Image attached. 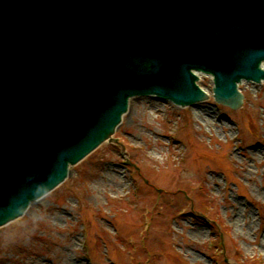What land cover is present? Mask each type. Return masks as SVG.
Wrapping results in <instances>:
<instances>
[{
  "label": "water",
  "instance_id": "water-1",
  "mask_svg": "<svg viewBox=\"0 0 264 264\" xmlns=\"http://www.w3.org/2000/svg\"><path fill=\"white\" fill-rule=\"evenodd\" d=\"M263 61L264 0H0V225L112 139L134 95L192 104L199 71L237 108Z\"/></svg>",
  "mask_w": 264,
  "mask_h": 264
},
{
  "label": "rangeland",
  "instance_id": "rangeland-1",
  "mask_svg": "<svg viewBox=\"0 0 264 264\" xmlns=\"http://www.w3.org/2000/svg\"><path fill=\"white\" fill-rule=\"evenodd\" d=\"M198 83L191 105L131 97L121 143L0 226V264H264V80L241 81L235 109Z\"/></svg>",
  "mask_w": 264,
  "mask_h": 264
},
{
  "label": "bare ground",
  "instance_id": "bare-ground-1",
  "mask_svg": "<svg viewBox=\"0 0 264 264\" xmlns=\"http://www.w3.org/2000/svg\"><path fill=\"white\" fill-rule=\"evenodd\" d=\"M262 66L264 67V62L262 63ZM196 73L198 74V76H201V74L202 73H200V72H198V71H196ZM238 88L240 89V86H238ZM205 91H208V90H206V88L204 89ZM241 90V89H240ZM199 114V113H198ZM197 114V115H198ZM200 115V114H199ZM204 117H205V121H207L208 120V117H209V114H205L204 115ZM78 264H81V262H78Z\"/></svg>",
  "mask_w": 264,
  "mask_h": 264
},
{
  "label": "trees",
  "instance_id": "trees-1",
  "mask_svg": "<svg viewBox=\"0 0 264 264\" xmlns=\"http://www.w3.org/2000/svg\"><path fill=\"white\" fill-rule=\"evenodd\" d=\"M218 261H219L220 264H227V263L224 261V258H223V256H222L221 253H219V255H218Z\"/></svg>",
  "mask_w": 264,
  "mask_h": 264
}]
</instances>
